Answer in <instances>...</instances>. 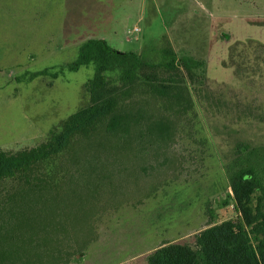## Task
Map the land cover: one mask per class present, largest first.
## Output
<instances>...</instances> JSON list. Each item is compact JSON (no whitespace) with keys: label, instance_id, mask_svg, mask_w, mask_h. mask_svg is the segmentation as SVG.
<instances>
[{"label":"rangeland","instance_id":"374dc122","mask_svg":"<svg viewBox=\"0 0 264 264\" xmlns=\"http://www.w3.org/2000/svg\"><path fill=\"white\" fill-rule=\"evenodd\" d=\"M90 39L153 64L167 47L195 60L182 70L191 103L170 113L164 147L137 139L126 161L100 133L28 183H1L0 264H147L161 246H193L202 230L241 221L229 171L253 170L264 189V0H0L2 151L37 147L88 104L93 66L67 67ZM36 178L52 191L33 192Z\"/></svg>","mask_w":264,"mask_h":264},{"label":"trees","instance_id":"16d2710c","mask_svg":"<svg viewBox=\"0 0 264 264\" xmlns=\"http://www.w3.org/2000/svg\"><path fill=\"white\" fill-rule=\"evenodd\" d=\"M90 65L94 72L84 85L88 104L52 128L37 147L14 154L0 149V185L14 179L28 183L29 177L35 178L39 168L48 165L71 144L100 133L112 140L113 147L126 152L122 156L126 161L135 159L131 150L137 139L140 146L164 147L177 125L170 113L176 114L180 108L187 110L191 103L182 70L190 73L199 66L190 58L177 59L170 47L163 50L162 61L153 64L134 52L116 51L101 39L84 42L67 69L77 72ZM167 102L171 103L170 108ZM229 172V187L241 221L222 222L202 230L195 235L193 246H161L147 257V264H264V201L258 199L253 206V195L261 189L264 194L263 186L249 168ZM54 185L52 179H40L37 185L30 186L33 192L37 189L43 195L52 191ZM48 207L43 209L50 211ZM47 220L40 222L43 228L56 222L53 217ZM21 221L24 226V219ZM36 223L32 220L34 226ZM43 241L51 240L45 237Z\"/></svg>","mask_w":264,"mask_h":264}]
</instances>
